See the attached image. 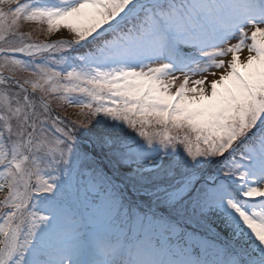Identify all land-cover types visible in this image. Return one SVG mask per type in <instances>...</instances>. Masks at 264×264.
<instances>
[{
	"label": "snow or ice",
	"instance_id": "1",
	"mask_svg": "<svg viewBox=\"0 0 264 264\" xmlns=\"http://www.w3.org/2000/svg\"><path fill=\"white\" fill-rule=\"evenodd\" d=\"M0 264H264V0H0Z\"/></svg>",
	"mask_w": 264,
	"mask_h": 264
},
{
	"label": "rangeland",
	"instance_id": "2",
	"mask_svg": "<svg viewBox=\"0 0 264 264\" xmlns=\"http://www.w3.org/2000/svg\"><path fill=\"white\" fill-rule=\"evenodd\" d=\"M22 30L23 31H32L33 32V36L34 37H39L41 40H44V39H50V38H52L53 36H51V37H48V36H46L44 33H42V32H40L39 30H38V26L36 25V24H33V23H24L23 24V26H22ZM57 35H63L64 36V38H70V35L66 32V31H64V30H62V33H56ZM56 34H53V35H56ZM66 36V37H65ZM233 43L235 42V41H232ZM247 55V50H245L243 53H242V59H243V57L244 56H246ZM216 71H218V70H216ZM209 78H211V77H209ZM179 84V81H177V85ZM175 89H173V91H174ZM60 111L63 113V114H65V115H67L68 117H70L71 119H79L80 117L79 116H77L76 115V112H77V109H75V108H65V109H60Z\"/></svg>",
	"mask_w": 264,
	"mask_h": 264
},
{
	"label": "bare ground",
	"instance_id": "3",
	"mask_svg": "<svg viewBox=\"0 0 264 264\" xmlns=\"http://www.w3.org/2000/svg\"><path fill=\"white\" fill-rule=\"evenodd\" d=\"M61 37V35H53V37L52 38H50V39H56V38H60ZM64 37V36H63ZM66 37V36H65Z\"/></svg>",
	"mask_w": 264,
	"mask_h": 264
}]
</instances>
